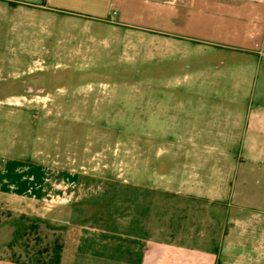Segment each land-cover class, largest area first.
<instances>
[{"label":"rangeland","instance_id":"374dc122","mask_svg":"<svg viewBox=\"0 0 264 264\" xmlns=\"http://www.w3.org/2000/svg\"><path fill=\"white\" fill-rule=\"evenodd\" d=\"M161 17L143 23L156 29L150 31L55 17L0 21V163L45 162L79 174L91 172L98 159H124L131 170L141 164L147 179L154 164L163 162L167 170L178 141L193 136L187 133V103L175 109L173 97L207 94L214 123L218 109L243 113L236 119L240 129L232 132L233 120L225 119L227 135L217 139L232 143L249 177L237 199L243 211L236 252H243V264H264V125L253 128L249 117L257 111L255 70L235 69L233 59L223 65L219 50L203 41L187 44ZM27 87L41 89L33 92V101L3 99ZM223 97L237 103L215 101ZM259 129L263 132L252 133ZM254 136L263 148L242 149ZM233 200L225 199L229 211ZM65 207L5 196L0 260L54 264L66 227L76 220L75 208Z\"/></svg>","mask_w":264,"mask_h":264},{"label":"crops","instance_id":"0c3cea01","mask_svg":"<svg viewBox=\"0 0 264 264\" xmlns=\"http://www.w3.org/2000/svg\"><path fill=\"white\" fill-rule=\"evenodd\" d=\"M16 17L95 20L144 31L156 30L143 23L161 17L187 44L203 41L219 50L223 65L233 59L235 69L255 70L257 111L249 117L253 128L264 125V0H0V21ZM33 95L16 92L3 99L14 104L33 101ZM173 98L175 109L187 103V133L193 136L178 141L167 170L163 162L153 165L146 178L155 184H147L141 164L131 170L124 159H98L91 172L79 174L56 171L45 162L8 159L0 163V204L8 196L49 208L66 206V212L74 207L76 220L66 227L60 264H243L234 237L243 211L237 199L249 177L232 143L217 139L227 135L225 119L233 120L232 132L240 129L236 119L243 113L215 105V125L208 111L211 96ZM215 101L237 103L229 97ZM241 147L263 148L255 136ZM227 198L234 199L230 211L224 206ZM0 264L29 263L1 259Z\"/></svg>","mask_w":264,"mask_h":264},{"label":"trees","instance_id":"16d2710c","mask_svg":"<svg viewBox=\"0 0 264 264\" xmlns=\"http://www.w3.org/2000/svg\"><path fill=\"white\" fill-rule=\"evenodd\" d=\"M54 264H60L61 262V253L57 254V257L54 259ZM29 264H35V263H29ZM39 264V263H37Z\"/></svg>","mask_w":264,"mask_h":264},{"label":"flooded vegetation","instance_id":"af4514ba","mask_svg":"<svg viewBox=\"0 0 264 264\" xmlns=\"http://www.w3.org/2000/svg\"><path fill=\"white\" fill-rule=\"evenodd\" d=\"M25 91H27V92H37V91H41V89L33 90L32 87H27V88L25 89Z\"/></svg>","mask_w":264,"mask_h":264}]
</instances>
